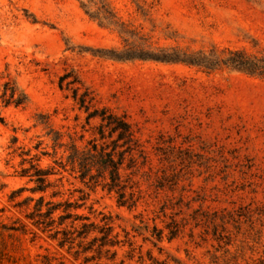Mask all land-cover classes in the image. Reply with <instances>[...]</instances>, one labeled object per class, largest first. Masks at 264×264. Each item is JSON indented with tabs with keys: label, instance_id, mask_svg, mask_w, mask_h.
<instances>
[{
	"label": "rangeland",
	"instance_id": "rangeland-1",
	"mask_svg": "<svg viewBox=\"0 0 264 264\" xmlns=\"http://www.w3.org/2000/svg\"><path fill=\"white\" fill-rule=\"evenodd\" d=\"M80 1L0 0V93L9 82L26 96L0 99V264H264V77L104 55L142 37L151 48L264 56V0H102L132 37ZM64 73L94 108L131 124L142 153L130 168L125 155L120 173L132 206L67 163L71 146L98 138L99 119L87 122L58 86ZM31 160L52 169L44 191L20 175ZM40 196V212L82 205L63 220L61 206L45 228ZM103 217L115 245L101 244Z\"/></svg>",
	"mask_w": 264,
	"mask_h": 264
},
{
	"label": "trees",
	"instance_id": "trees-1",
	"mask_svg": "<svg viewBox=\"0 0 264 264\" xmlns=\"http://www.w3.org/2000/svg\"><path fill=\"white\" fill-rule=\"evenodd\" d=\"M80 6L84 12L94 20H97L99 24L105 26H117L119 32L123 34H130L122 23H118L111 10L102 0H83L80 1ZM131 37L136 34L131 33ZM138 43L125 44L121 50L109 49L105 51V56L116 60H153L166 63H183L190 66L200 67L206 70H214L220 66L231 68L237 71H242L247 74H253L264 77V56L257 57L255 55L246 54L242 50H222L215 52L210 50L208 52L198 51H186L177 48H151L145 44V40L142 37H138ZM126 42V39H124ZM70 73H64L58 78V86L60 88L70 89L71 97L78 104L79 108H83L86 112L87 122L94 117L99 119V123L96 126V134L98 138H93L88 142L89 148L78 149L73 146L69 148V153L66 156L67 163L71 166V169H77L78 177L84 180L86 177L88 181L97 183L99 180L102 188L107 191L115 192L117 194V202L120 205L132 206L134 203L133 192L130 190L128 193L126 189L132 188L130 182V176L122 179L120 168L125 160V155H128L127 167L134 166L135 159L133 152H139L142 150L138 148V142L135 138L134 130L131 124L125 119L124 116L117 115L108 109L94 108L92 105L93 96L87 88L75 87L77 83L76 78L69 79ZM1 101L7 104L21 105L26 101V96L19 92L14 85H10L9 82L3 84V89L0 93ZM108 140L109 142H106ZM99 141V142H97ZM63 168L65 165L60 164ZM52 169H42L35 163L29 161V166L23 168L20 171V175H27L30 180H33L36 184L33 187V191H44L49 185L48 176L51 175ZM131 174V173H130ZM83 200V196L79 198ZM43 197L40 196L35 204V211L37 216L46 218L45 220H37L36 224H42L45 228L50 227L53 224L51 215L58 209L62 208V214L59 215L60 220L72 216L69 212V208H79L82 203L78 201L63 202L52 204L51 202H45L46 210L40 212ZM75 219H85L86 217L79 214H74ZM104 223L99 227V231L104 235L101 238L102 245L107 242L110 245L118 243L116 240H107L106 237L110 232L111 226L107 218L103 217ZM94 229V224L82 223L81 234H87L90 230ZM59 230L56 231L57 234ZM66 235V233H64ZM66 238V237H64ZM62 239L60 243L64 242Z\"/></svg>",
	"mask_w": 264,
	"mask_h": 264
}]
</instances>
